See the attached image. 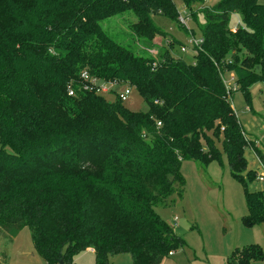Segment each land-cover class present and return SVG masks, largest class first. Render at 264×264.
<instances>
[{
	"label": "trees",
	"instance_id": "obj_1",
	"mask_svg": "<svg viewBox=\"0 0 264 264\" xmlns=\"http://www.w3.org/2000/svg\"><path fill=\"white\" fill-rule=\"evenodd\" d=\"M181 1L187 8L203 3ZM199 12L202 42L187 62L172 54L177 41L169 37L157 54L149 52L154 36L166 34L152 16L184 27L173 0H0L2 236L29 228L46 264H71L87 248L95 264L120 253L133 264H160L180 240L154 207L182 195V161H219L217 142L243 186V223H264V190L247 186L257 172L242 175L245 148L263 169L264 154L230 103L236 91L249 103V87L264 83V6L218 0ZM124 14L136 20L121 39L110 25ZM83 71L132 86L145 110L131 111L113 90L108 101L95 87L85 89ZM226 72L236 85L230 94ZM237 256L235 248L229 264L263 258L255 244Z\"/></svg>",
	"mask_w": 264,
	"mask_h": 264
},
{
	"label": "rangeland",
	"instance_id": "obj_2",
	"mask_svg": "<svg viewBox=\"0 0 264 264\" xmlns=\"http://www.w3.org/2000/svg\"><path fill=\"white\" fill-rule=\"evenodd\" d=\"M217 1L203 0L202 4H193L187 8L181 0H173L179 16L184 17L185 25L182 28L181 24L164 16H152L155 25L166 34L154 36V47L149 52L157 54V48L165 43L167 45L166 39L169 37L177 41L172 54L187 62L191 61L194 53L192 40L200 39L198 25L204 21L199 10ZM259 4L264 6V0H259ZM194 13L195 21L191 17ZM135 20L131 14L113 18L110 26L115 30L110 29L111 33L122 39L129 33L128 24ZM239 24V15L233 13L229 20L230 28L235 30ZM180 46H184L186 52H181ZM232 75V72H226L225 82L229 83ZM124 87L121 84L112 89L118 92ZM102 94L108 101L115 99L114 93ZM249 94L250 100L247 103L242 92L236 91L232 93L230 103L245 136L253 140L254 148L264 154V83L254 82L249 87ZM123 103L131 111H143L146 108L133 87ZM216 145L220 152L219 161L211 160L205 165L191 160L182 161V195H173L166 205L154 207L159 218L172 228L180 240L179 245L171 254L164 256L160 264H229L228 258L235 248L239 256L243 247L250 244L260 247L263 258L249 259L246 264H264V223L253 226L243 223L242 217L247 211L243 186L232 177L220 143ZM244 156L247 161L246 169L242 172L244 177L247 169L257 173L263 170L251 148H245ZM247 186L251 191L264 190V180L255 178ZM0 264H46L33 248L29 228L24 227L12 237L2 236L0 232ZM71 264H95L94 254L82 250L73 257ZM109 264L133 263L130 254L120 253L110 256Z\"/></svg>",
	"mask_w": 264,
	"mask_h": 264
},
{
	"label": "built area",
	"instance_id": "obj_3",
	"mask_svg": "<svg viewBox=\"0 0 264 264\" xmlns=\"http://www.w3.org/2000/svg\"><path fill=\"white\" fill-rule=\"evenodd\" d=\"M179 21L185 25V21H184V17L182 18V16H179ZM193 45L194 46H198L201 44L202 42V39H194L193 38ZM181 51L182 52H186V48L184 46H181ZM81 77L88 81V84L87 85H84V88L87 89L88 87L91 88H94L95 87V90L96 92L98 93H109L111 92L113 89L114 86L116 85H119L117 84L116 82H112V81H102V80H98L94 77H90L86 71H83L81 73ZM223 82L225 84V88L227 90V93L230 94L229 92H234V90L236 89V85L234 83V78H233V75L230 77V82L227 83L225 82V80L223 79ZM131 87L130 85H125V87L123 88V90H119L117 92V95H118V98L122 101H125L127 99V96L130 94L131 92ZM68 94L69 95H72L73 94V91L71 89L70 86H68ZM159 125V122L157 123ZM264 131V129H263ZM263 169V168H262ZM257 179L260 180V181H263L264 180V169L262 171H260V173L257 174ZM172 252H170L169 254H171Z\"/></svg>",
	"mask_w": 264,
	"mask_h": 264
},
{
	"label": "crops",
	"instance_id": "obj_4",
	"mask_svg": "<svg viewBox=\"0 0 264 264\" xmlns=\"http://www.w3.org/2000/svg\"><path fill=\"white\" fill-rule=\"evenodd\" d=\"M239 23H240V18H239ZM231 29H232V28H231ZM261 171H262V170H261ZM257 174H258V173H257ZM86 250L89 251V252H91V253H93V251H92L90 248H87ZM170 252H172V251H170ZM170 252H169V253H170ZM93 254H94V253H93Z\"/></svg>",
	"mask_w": 264,
	"mask_h": 264
},
{
	"label": "water",
	"instance_id": "obj_5",
	"mask_svg": "<svg viewBox=\"0 0 264 264\" xmlns=\"http://www.w3.org/2000/svg\"><path fill=\"white\" fill-rule=\"evenodd\" d=\"M59 263H61V261Z\"/></svg>",
	"mask_w": 264,
	"mask_h": 264
}]
</instances>
